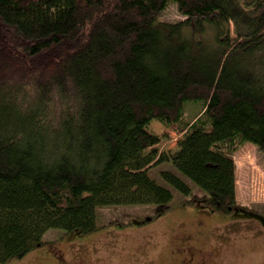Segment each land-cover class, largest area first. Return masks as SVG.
<instances>
[{"label": "trees", "instance_id": "1", "mask_svg": "<svg viewBox=\"0 0 264 264\" xmlns=\"http://www.w3.org/2000/svg\"><path fill=\"white\" fill-rule=\"evenodd\" d=\"M154 120L181 135L168 186ZM244 143L264 156V0H0V264L92 233L126 185L130 205L191 196L176 172L235 210Z\"/></svg>", "mask_w": 264, "mask_h": 264}, {"label": "rangeland", "instance_id": "2", "mask_svg": "<svg viewBox=\"0 0 264 264\" xmlns=\"http://www.w3.org/2000/svg\"><path fill=\"white\" fill-rule=\"evenodd\" d=\"M180 19L175 5L162 17L167 22ZM150 131L161 137L157 148L165 156L150 170V176L168 186L159 173L174 171L169 158L181 135L156 120ZM232 157L236 164L235 210L216 209L191 181L176 172L193 189L191 196L174 191L168 207L130 205L126 185L105 198L92 233L77 238L49 230L43 246L6 264H64L62 257L73 264H182L190 250L201 264H264V156L255 145L244 143ZM183 235L198 239L181 240ZM59 249L63 254L58 260Z\"/></svg>", "mask_w": 264, "mask_h": 264}, {"label": "flooded vegetation", "instance_id": "3", "mask_svg": "<svg viewBox=\"0 0 264 264\" xmlns=\"http://www.w3.org/2000/svg\"><path fill=\"white\" fill-rule=\"evenodd\" d=\"M185 235H183L182 236V238H181V240H197L198 239V237H191V236H186V237H184ZM184 244H186V243H184ZM52 250V249H51ZM57 252V257H58V260H59V256L61 255V257H62V254H63V252H62V250L61 249H59V250H56ZM62 262L64 263V264H73V263H70V262H68V260H66L65 258H63L62 257ZM60 261H61V259H60ZM181 263L182 264H201V263H203V261L201 262V263H199V261H197V260H195L194 259V252H192L191 250L187 253V254H185V256H184V259L181 261Z\"/></svg>", "mask_w": 264, "mask_h": 264}]
</instances>
